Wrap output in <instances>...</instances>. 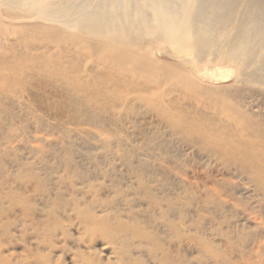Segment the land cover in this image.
Segmentation results:
<instances>
[{"label":"bare ground","instance_id":"1","mask_svg":"<svg viewBox=\"0 0 264 264\" xmlns=\"http://www.w3.org/2000/svg\"><path fill=\"white\" fill-rule=\"evenodd\" d=\"M0 195V264H264V0H0Z\"/></svg>","mask_w":264,"mask_h":264},{"label":"rangeland","instance_id":"2","mask_svg":"<svg viewBox=\"0 0 264 264\" xmlns=\"http://www.w3.org/2000/svg\"><path fill=\"white\" fill-rule=\"evenodd\" d=\"M97 153H98V151H95V154H97ZM22 157H23L24 160H27V158H28L26 154L22 155ZM77 159H78L77 161H80V162H83L84 161V162H86L85 160H83L82 156H78ZM79 165H81L82 167H84V166L89 165V164L87 162V163H80ZM100 169L101 170H105L104 169V165L101 166ZM90 170L92 171V173L94 175L98 172V169L93 164H90ZM158 170L161 171V172H166V174H170V172L167 171V169H165V168H160ZM133 181H135L133 178H131L128 175H124V183L125 182L126 183L129 182L130 184H133ZM17 188H18L17 185H15L14 183H11L10 186H9V189L12 192H16V193L19 194L21 191H19ZM34 191H35V189H34ZM161 192H162V189L161 188H158V190L156 191V193L158 195ZM111 193L112 192H110V190H107V191L104 192V194H106V196H107V194L110 195ZM113 193H114V195H111V197L112 196H118V197H126V196L128 197L129 196L128 193H126L124 191H121V190H117L116 192H113ZM2 198L3 197H1V195H0V202H1L0 205H3L4 207H7V206L9 207V204H8L9 201H8V199L3 200ZM15 199L17 201H21V196H16ZM138 201H143V202H139L138 203L139 208L137 209L138 213H136V214H138L139 218H143V220L147 223L149 230L151 232L152 231H155V230H160V231L165 230V227H163V226L161 227L160 224L154 222L153 215L156 213V211L152 207L153 203L152 202H145L144 200H138ZM116 204H118L121 207H124L125 206V203L123 201H121L120 198L117 199ZM99 205H102V202H100ZM103 206H106L104 208H108V207L109 208H112V207H114L112 204L109 203V201H107V203H104ZM99 209H101V206H100ZM18 211H19V208H16L14 210V212H18ZM1 217L2 216H0V221L5 222V220H3ZM12 220H14V219H12ZM207 223H211V222L207 220ZM212 224H213V222L211 223V225ZM191 249L192 248H190V246L188 244H184L183 245V253H185V252H189L190 253V252H192Z\"/></svg>","mask_w":264,"mask_h":264}]
</instances>
